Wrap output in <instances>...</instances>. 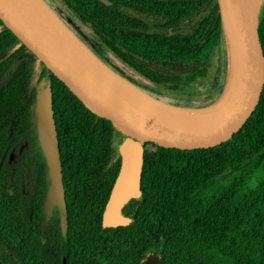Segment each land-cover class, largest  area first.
<instances>
[{"label":"trees","instance_id":"trees-1","mask_svg":"<svg viewBox=\"0 0 264 264\" xmlns=\"http://www.w3.org/2000/svg\"><path fill=\"white\" fill-rule=\"evenodd\" d=\"M90 29L104 61L176 105L204 107L225 92L218 0H57ZM0 264H264V92L247 125L218 147L145 144L141 195L104 227L119 174L113 125L90 111L0 19ZM259 29L264 45V0ZM219 56V59H218ZM132 69L149 84L128 75ZM52 83L68 214L44 210L49 168L33 110ZM206 88V92L202 90Z\"/></svg>","mask_w":264,"mask_h":264},{"label":"water","instance_id":"water-1","mask_svg":"<svg viewBox=\"0 0 264 264\" xmlns=\"http://www.w3.org/2000/svg\"><path fill=\"white\" fill-rule=\"evenodd\" d=\"M218 1L228 45L225 92L211 105L190 108L161 102L123 77L95 55L45 0H0L3 24L90 111L126 137L115 139L121 167L103 213L104 227L131 223L122 210L142 193L146 143L188 152L218 147L243 129L257 110L264 92V45L259 29L263 0ZM33 118L49 168L46 213L57 205L65 229L68 207L51 81L36 93ZM142 264L160 261L153 255Z\"/></svg>","mask_w":264,"mask_h":264},{"label":"rangeland","instance_id":"rangeland-1","mask_svg":"<svg viewBox=\"0 0 264 264\" xmlns=\"http://www.w3.org/2000/svg\"><path fill=\"white\" fill-rule=\"evenodd\" d=\"M51 8L57 13V15L63 20V22L72 30V32L95 54L97 55L101 60H105L95 44L92 41V36L90 29L87 27L86 24H83L68 8L63 6L59 1L57 0H45ZM218 53L220 54V57L223 59V61L227 60L228 63V45H227V39L224 35V41L221 43V46L219 47ZM219 59V56H218ZM105 62V61H104ZM124 70L126 73L133 78H135L138 83L142 85L149 84L142 76H140L137 72H135L132 69H128L124 67ZM202 90L204 93L206 92V88L202 86ZM161 102H164L168 105H176V99L173 97H165V98H159ZM126 137L122 135L121 141L124 140Z\"/></svg>","mask_w":264,"mask_h":264},{"label":"flooded vegetation","instance_id":"flooded-vegetation-1","mask_svg":"<svg viewBox=\"0 0 264 264\" xmlns=\"http://www.w3.org/2000/svg\"><path fill=\"white\" fill-rule=\"evenodd\" d=\"M96 46V45H95ZM97 47V46H96ZM97 49H98V47H97ZM48 192V191H47ZM47 195V194H46ZM45 201H46V199H45ZM55 209H59V207L57 206V205H54L53 207H52V211H51V213L50 214H47L48 215V218H46V221H48L49 220V217L51 216V214H52V212L55 210ZM44 210H45V212H46V206H45V203H44ZM59 212H60V210H59ZM61 217V216H60ZM17 263L18 264H25V262H24V258L22 257V255H20V259L19 260H17Z\"/></svg>","mask_w":264,"mask_h":264},{"label":"bare ground","instance_id":"bare-ground-1","mask_svg":"<svg viewBox=\"0 0 264 264\" xmlns=\"http://www.w3.org/2000/svg\"><path fill=\"white\" fill-rule=\"evenodd\" d=\"M234 84V83H233ZM232 84V80H231V77L229 78V82H228V89L230 88L233 89L234 88V85Z\"/></svg>","mask_w":264,"mask_h":264}]
</instances>
